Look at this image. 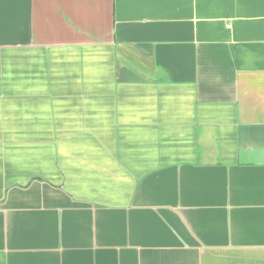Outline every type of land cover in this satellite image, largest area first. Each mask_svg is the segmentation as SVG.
<instances>
[{
	"label": "crops",
	"instance_id": "crops-1",
	"mask_svg": "<svg viewBox=\"0 0 264 264\" xmlns=\"http://www.w3.org/2000/svg\"><path fill=\"white\" fill-rule=\"evenodd\" d=\"M0 264H264V0H0Z\"/></svg>",
	"mask_w": 264,
	"mask_h": 264
}]
</instances>
